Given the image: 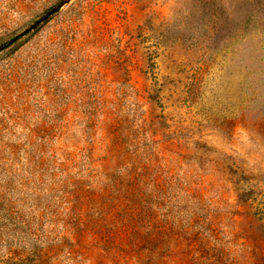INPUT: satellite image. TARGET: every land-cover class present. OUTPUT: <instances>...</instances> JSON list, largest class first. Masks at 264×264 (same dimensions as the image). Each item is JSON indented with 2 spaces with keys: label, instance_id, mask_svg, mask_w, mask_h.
<instances>
[{
  "label": "rangeland",
  "instance_id": "374dc122",
  "mask_svg": "<svg viewBox=\"0 0 264 264\" xmlns=\"http://www.w3.org/2000/svg\"><path fill=\"white\" fill-rule=\"evenodd\" d=\"M0 264H264V0H0Z\"/></svg>",
  "mask_w": 264,
  "mask_h": 264
}]
</instances>
